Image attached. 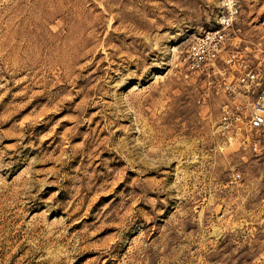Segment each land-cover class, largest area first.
<instances>
[{"label": "rangeland", "instance_id": "obj_1", "mask_svg": "<svg viewBox=\"0 0 264 264\" xmlns=\"http://www.w3.org/2000/svg\"><path fill=\"white\" fill-rule=\"evenodd\" d=\"M223 4L0 0V264H264V156L181 63Z\"/></svg>", "mask_w": 264, "mask_h": 264}, {"label": "built area", "instance_id": "obj_2", "mask_svg": "<svg viewBox=\"0 0 264 264\" xmlns=\"http://www.w3.org/2000/svg\"><path fill=\"white\" fill-rule=\"evenodd\" d=\"M239 15L238 0H224L218 24L190 37L181 63L204 83V94L197 102H218L217 126L225 139L261 157L264 156V57L255 46L235 41Z\"/></svg>", "mask_w": 264, "mask_h": 264}, {"label": "bare ground", "instance_id": "obj_3", "mask_svg": "<svg viewBox=\"0 0 264 264\" xmlns=\"http://www.w3.org/2000/svg\"><path fill=\"white\" fill-rule=\"evenodd\" d=\"M238 145V144H237Z\"/></svg>", "mask_w": 264, "mask_h": 264}]
</instances>
